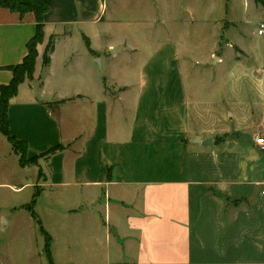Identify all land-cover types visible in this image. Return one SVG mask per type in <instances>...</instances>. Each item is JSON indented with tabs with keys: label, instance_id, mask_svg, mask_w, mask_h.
Wrapping results in <instances>:
<instances>
[{
	"label": "crops",
	"instance_id": "crops-1",
	"mask_svg": "<svg viewBox=\"0 0 264 264\" xmlns=\"http://www.w3.org/2000/svg\"><path fill=\"white\" fill-rule=\"evenodd\" d=\"M227 1L214 19L180 9L175 22L196 24L194 40L166 32L141 51L103 44L108 0H45L9 128L29 158L64 150L21 167L0 133L17 166L0 162V264H264V150L254 140L264 137V34L232 33ZM236 2L264 16L254 0ZM35 25L32 13L0 7V85Z\"/></svg>",
	"mask_w": 264,
	"mask_h": 264
},
{
	"label": "rangeland",
	"instance_id": "rangeland-1",
	"mask_svg": "<svg viewBox=\"0 0 264 264\" xmlns=\"http://www.w3.org/2000/svg\"><path fill=\"white\" fill-rule=\"evenodd\" d=\"M236 1L233 0L232 2V4L236 5V8L232 10L233 12L230 13V16L231 18L234 17L239 23L236 24V27L231 32L249 31L255 33L261 21L264 22L261 10L256 12L252 11V8H239V4ZM228 3L227 0H108L111 17L107 16L108 23L102 29V32H105L106 35L103 38V44H120L121 41H126L141 51H147L148 48L161 44L163 33L172 32L175 35L183 31L190 35V40H194V33L197 31L196 24H188L186 25L188 27H185L179 22H175L182 13L180 9L185 8L188 12H192L195 15L199 14L200 16L203 14L206 16L208 10L212 12L210 18L214 19L222 14L225 15V11L228 8L231 9ZM175 8L176 13L173 11ZM140 61L141 57H138L137 63ZM6 145L9 146V143L6 142ZM0 152L2 155L0 159L2 169L7 171L14 170L17 167L16 159L12 155L6 154L4 146L0 147ZM17 178L18 180L22 179L19 176ZM5 204V191L0 190V207L2 208ZM2 211L4 210L2 209ZM2 223L1 221L0 242L4 240V234L1 230ZM19 248L17 249L19 250Z\"/></svg>",
	"mask_w": 264,
	"mask_h": 264
},
{
	"label": "trees",
	"instance_id": "trees-1",
	"mask_svg": "<svg viewBox=\"0 0 264 264\" xmlns=\"http://www.w3.org/2000/svg\"><path fill=\"white\" fill-rule=\"evenodd\" d=\"M254 2L264 9V0H254ZM0 7L8 9L14 13H18L20 16H24L27 13H32L35 17V35L27 43V55L20 64L5 68L12 73V79L7 85H0V133L6 138L14 153L19 157V164L21 167L27 165H37L39 158H47L57 152L64 150V148L62 146H56L40 154L39 156H33L29 158L28 146L26 142L16 139L10 133L8 106L10 99L17 94L19 85L25 79H29L33 75L34 65L37 57V45L42 41L43 38V17L48 12V5L45 0H0ZM86 45L89 46L87 40ZM53 47L54 42L50 40L43 55L44 65L49 63V54L52 52ZM35 197L36 196L34 195L31 205L28 207V210L31 212L34 219H36V217L32 211V206L35 202ZM45 250L49 256V237L47 235Z\"/></svg>",
	"mask_w": 264,
	"mask_h": 264
},
{
	"label": "built area",
	"instance_id": "built-area-1",
	"mask_svg": "<svg viewBox=\"0 0 264 264\" xmlns=\"http://www.w3.org/2000/svg\"><path fill=\"white\" fill-rule=\"evenodd\" d=\"M257 33H258V35L264 34V23L259 24V28H258ZM254 140H255L256 145L259 148H261L262 150H264V137L263 136H256ZM263 194H264V192H263Z\"/></svg>",
	"mask_w": 264,
	"mask_h": 264
},
{
	"label": "water",
	"instance_id": "water-1",
	"mask_svg": "<svg viewBox=\"0 0 264 264\" xmlns=\"http://www.w3.org/2000/svg\"><path fill=\"white\" fill-rule=\"evenodd\" d=\"M97 63L99 64V61H97ZM199 142V140H197ZM212 144V141L211 139H207L206 141L203 142V145L204 146H208V145H211Z\"/></svg>",
	"mask_w": 264,
	"mask_h": 264
}]
</instances>
